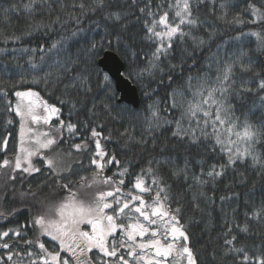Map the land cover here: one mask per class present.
<instances>
[{"label": "trees", "instance_id": "1", "mask_svg": "<svg viewBox=\"0 0 264 264\" xmlns=\"http://www.w3.org/2000/svg\"><path fill=\"white\" fill-rule=\"evenodd\" d=\"M89 2L34 0L29 12L24 5L30 0H0V142L5 137L8 141L6 148L0 143V162L5 158L11 160L18 150L19 120L13 110L16 91L34 90L43 103L60 110L48 128H57L61 120L65 125L68 122L77 124L75 132L69 133L65 127L62 134L57 135L58 151L68 154L71 150L72 154L68 155L64 165L65 168L71 165L70 172L64 171L57 176L38 158L34 164L39 172L0 169V212L3 213L0 215V231L12 229L22 234L19 242L11 233V238L6 237L0 242L14 244L15 250L22 254L33 251L42 255L38 247L28 248L23 244V240L38 235V230L31 227V220L36 215H43L52 203L62 202L72 195L74 189L95 175L97 169L91 164V159H100L94 157L95 139H99L107 153L105 160L114 155L120 162L119 165L106 164L102 176L114 177L116 181L123 179L125 183L121 188L124 193L130 190L136 193L138 190L132 185L137 176H142L145 183L153 188L152 192L142 194L151 203L155 185L152 184L153 175L147 170L153 169L155 176L162 180L169 196L166 205L173 212L180 208V224L189 236L188 246L197 264H241L242 254L225 255L226 233L227 238L236 236L235 246H245L250 255L264 252V216L254 219L250 215L264 207V167L253 165L251 158L245 157L243 161L228 166L223 176L208 177L206 174L213 165L219 170V166L227 164L228 160L213 135L214 106H204L211 113L209 118H204L202 112L195 117L186 115L189 103L195 99L196 86L203 79H207L209 84L215 82L216 61L223 65L243 50L249 54L252 70L242 71L239 64L235 66V87L229 102L234 116L239 118L238 124L245 117L253 124L264 123V107L258 99L264 93H248L243 98L236 95L242 80L249 82L246 87L256 89L260 78L264 77V52L258 48L257 37L250 35L251 32L264 35V20L255 24L230 25L218 18L226 13L227 19L232 20L239 13L244 19H251L250 11H245L249 0H205L204 3L191 0L193 15L199 18V25L185 27L184 31L190 34L183 40L175 37L172 49L152 65L150 59L157 41L145 38V20L151 17L139 12L149 0H137L135 5L131 0H107L108 7L89 11L84 16H80L78 7H73L74 4ZM150 2L154 12L158 11L159 5L161 10L169 11L170 18L174 17L176 9H169L168 4H174L175 0ZM252 2L264 8V0ZM222 4L228 7L222 9ZM11 5H15L16 10L6 14L3 10ZM109 11H119L125 14L126 19L114 24L105 19ZM73 16H79V22ZM57 17L59 21L53 23ZM73 32L77 33L76 36L72 35ZM241 33L246 35L239 40L234 39ZM193 37L197 38L195 43ZM201 38L205 40L203 45L198 44ZM91 41L101 44L94 58L82 54ZM109 41L111 47L108 46ZM53 43H57V48H51ZM107 50L120 58L124 76L137 89L139 103L136 108L118 102L114 82L109 77L104 81L106 74L98 67L97 61ZM71 60L79 63L73 65ZM84 60L87 64L83 63ZM65 67H74L75 71L66 72ZM84 69L87 71L83 72ZM82 72L90 78L83 86L80 84ZM87 87L92 91L85 92L83 88ZM205 119H208L207 124ZM93 127L101 133L97 138H91ZM221 129L217 126L218 131ZM202 130L207 136L202 134ZM174 132L179 135H173ZM85 140L87 149L78 152L71 148L73 143ZM141 140L147 143H138ZM255 149L256 154L264 159V140L257 143ZM125 167L127 173L119 175ZM173 172L179 174L173 175ZM194 177L205 183H199ZM246 223L249 232H241ZM26 224L28 226L24 227ZM40 241L50 251L59 249V244L47 236H41ZM6 251L0 249V257L5 261ZM90 255L95 260L101 254L93 251ZM63 257L74 263L73 258L62 252ZM13 259L19 258L14 256ZM32 259H38V255ZM24 260L27 264L28 258L24 257Z\"/></svg>", "mask_w": 264, "mask_h": 264}, {"label": "snow or ice", "instance_id": "2", "mask_svg": "<svg viewBox=\"0 0 264 264\" xmlns=\"http://www.w3.org/2000/svg\"><path fill=\"white\" fill-rule=\"evenodd\" d=\"M33 2L34 0H30V3L24 5V8L30 12ZM199 2L204 3L205 0H199ZM136 3L137 0H131L132 5ZM73 7H78L80 16H84L89 11L96 12L103 10L108 7V3L107 0H90L88 4H74ZM227 7V4L221 5L222 9ZM168 8L176 9L173 18H170L168 10H161V6L159 5L157 6L158 11L154 12L150 0L149 3H146L144 7L139 9L141 14L151 17L150 20H145V38L157 41L155 52H153L150 59V64L152 65L160 59L162 54H166L172 49V41L175 37L183 40L185 36L190 34L184 31L185 27L192 28L200 23L199 18L193 15L191 0H175L174 4H168ZM14 10H16V6L11 5L3 11L7 14ZM245 11H250L251 19L246 20L239 13L233 16L232 20L227 19L226 13H223L218 18L224 19L230 25L255 24L258 20H264V8L258 7L252 0H249ZM72 18L79 22V16H73ZM105 19L112 21L114 24H119L122 20L126 19V16L119 11H109ZM57 21H59V17L53 23ZM76 34V32L72 33L73 36H76ZM243 35L246 34L241 33L240 36L234 37V39L239 40ZM250 35L257 37L258 48L264 52V35L259 32H251ZM211 36L212 33L209 34V39H211ZM196 40L197 38L193 37L194 43ZM117 42H119V38H117ZM204 43V39H199V45H203ZM108 46L111 47V41H109ZM51 48H57V43H53ZM100 48L101 44L91 41L87 44L82 54L88 58H94ZM234 55L235 59L225 61L223 65H221L220 61H216L217 76L215 82L209 84L207 79H203V82L196 86V91L194 92L195 99L189 103L186 110V115H190V117H195L197 113L202 112L204 118H209L211 113L204 106H214L213 135L216 138V143L221 146V150L226 152L228 160L227 164L219 166V170H217V166L213 165L207 172L206 175L213 179L223 176L228 166L235 164L237 161H243L245 157H250L253 165L259 164L261 167H264V159H261L255 150L256 144L264 140V123L259 125L253 124L245 117L244 121L238 124L239 118L234 116L233 106L229 102V96L235 87V80L233 79L235 66L239 64L242 71L252 70V61L247 52L241 50ZM70 62L73 65L79 63L78 60H71ZM83 63L87 64V60H84ZM32 67L35 68L36 66L33 64ZM64 70L66 72L75 71V68L65 67ZM86 71L87 69L83 70V72ZM83 72L80 74L81 86H83L86 80L90 79L84 76ZM256 75L259 76L260 74L257 73ZM107 80L108 76L105 75L104 81ZM33 82L36 81L34 80ZM248 83V81L243 80L240 82V89L236 92L237 96L243 98L248 93H264V77L260 78L256 89L246 87ZM65 87L67 88L68 85ZM83 90L85 92L92 91L90 87L83 88ZM3 94L7 96V92ZM14 95L19 98L38 97L37 93L30 90L28 92L16 91ZM258 99L260 105L264 107V95H259ZM36 107L37 105L31 102L27 105L17 104L16 114L21 116L22 119L30 118L33 123H39L43 120L47 124L51 116L60 111L54 105L43 103L42 107L45 115H38L35 111ZM105 108H107V105H105ZM152 116L155 117L156 113L153 112ZM204 123L207 124L208 119H205ZM177 125L179 127V121H177ZM217 126L223 127L224 133L228 135L229 138L226 142L224 136L217 130ZM65 127L69 133L77 130V124L68 122L65 125V122L61 120L57 128L51 129L48 132L34 134L31 146L21 149L26 154L23 159L27 167L22 168L21 156L17 155L14 167L12 161L5 158L0 162V169L8 168L11 171H16L22 168V171L25 173L39 172L40 169L33 166L30 158L39 154L41 149H50L55 146L57 135L62 134ZM84 127L85 129L88 127L86 122ZM238 127L242 128V131H236ZM124 134L122 133L121 135ZM202 134L207 136V133L203 132V130ZM100 135L101 133L95 127L91 129V138H97ZM173 135H179V133L174 132ZM231 135H235L237 139L232 140L230 138ZM192 139L195 143L196 137L194 132L192 133ZM7 142V138L5 137L0 143L6 148ZM138 143L144 144L147 142L141 140ZM226 144L235 145V148L227 147ZM87 147L86 140L82 143H73L71 145V148L78 152L87 149ZM95 147L96 152L94 153V157H99L100 159H91V164L95 165L97 172L92 177L91 184L87 185V187L97 186L93 199L90 202H85L77 199L75 194H72L66 201L49 206L43 215L33 217L31 227L33 230H38V235L33 239L23 240V244L28 248L33 246L38 247L42 255L36 254L33 251H26L22 254L21 251L15 250L14 244L10 245L8 242H0V249L7 250L5 253L7 260L5 261L0 257V264H26L24 257L28 258L27 264H72V260L62 258L63 251L70 253L75 264H133V262L134 264H164V261L170 256L173 260H176L177 257L186 256L187 264H197L193 251L188 246L189 236L180 224L178 215L180 208L177 207L173 212L167 207L166 202L169 200L167 187L163 185L162 180L155 176L153 169L149 168L147 170L148 173L153 175L152 184L155 185V195L152 197L151 203H149L144 199L142 194L152 192L153 188L145 183L142 176H137L132 185L134 189L138 190L136 193H133L131 190L127 193L122 191L121 185L125 183L123 179L116 181L114 177L102 176L106 164L115 163L119 165L120 162L114 155L105 160L107 153L103 150L99 139H95ZM71 154L70 150L68 155L71 156ZM101 161L104 162L102 163ZM44 162L52 170L53 174L57 176L64 171H71V165L65 168L63 157L59 154L51 157L45 156ZM157 163L159 164L160 162L157 161ZM127 171L128 169L125 167L119 175L124 176ZM178 174L179 172H173V175ZM10 179L14 180L15 177H10ZM81 179L83 180V178ZM194 179L199 183H205L199 177H194ZM100 186H107V190ZM62 187L67 188L68 186L62 185ZM221 199L225 198L221 197ZM0 215H3V213L0 212ZM53 215L58 216L59 219H51L50 217ZM250 215L254 219L261 218L264 216V207L254 210ZM158 221L165 226L162 238L160 236ZM81 225L90 226L91 231L82 229ZM27 226L26 224L24 227ZM249 230L247 223L240 229L244 233H248ZM229 231L231 230L229 229ZM10 233L12 236L18 238L17 242H19V238H22L21 231L10 229L8 231H0V241H4L6 237L11 238ZM225 235V255L229 253L242 254L241 264H264V252L252 256L245 246L242 245L239 248L235 246L236 236L227 238V233ZM41 236L50 237L52 241L58 242L59 249L50 251L40 241ZM117 236H119V239H117ZM138 237L140 238L139 240L137 239ZM93 250H98L102 256H98L94 260L90 255ZM34 255H38V259H32ZM14 256L19 259L14 260Z\"/></svg>", "mask_w": 264, "mask_h": 264}, {"label": "rangeland", "instance_id": "3", "mask_svg": "<svg viewBox=\"0 0 264 264\" xmlns=\"http://www.w3.org/2000/svg\"><path fill=\"white\" fill-rule=\"evenodd\" d=\"M29 90H26V91H21V92H28ZM31 92H35L37 93L36 91L34 90H30ZM38 94V93H37ZM29 102L33 103V104H36L37 107L35 109L36 113L38 115H45L44 113V109L42 107V100L40 98V96L38 95V97H32V96H29V97H24V98H19V97H16L15 96V102H14V111L16 113V105L17 104H23V105H27ZM57 117V113L52 115L51 116V119L48 121L47 124H45L43 122V120H41L39 123H33L31 121L30 118H24L22 119L21 116L18 115V120H19V141H18V150H17V153L15 155V157H13L10 161H12V164H13V167H14V164H15V158L17 155L21 156V165H22V168L23 167H27V164L24 163V159L23 157L26 155L25 153H23L21 151V149L23 148H28L31 146L32 142H33V138H34V134H38L40 132H48L50 131L51 129H55V127L53 128H48L50 126V123L51 121ZM29 129H31V131H29ZM236 131H242V128L238 127L236 129ZM221 133V135L224 136V139H225V142L227 141V139L229 138L227 134L224 133V128L222 127V129L219 131ZM232 140H236L237 137L235 135H231L230 137ZM58 139V137H57ZM227 147H232L233 149L235 148V145H227ZM256 150V149H255ZM59 154L60 156L63 157V160H64V165H66V160L69 159V156L67 154V152H64V151H58V148H57V143L55 146H53L52 148L50 149H41L40 150V153L37 154V155H34L32 156L30 159H31V162L33 164L34 167L35 166V162L34 160L36 158L40 159L41 162L48 167V165L44 162V157L45 156H48V157H51V156H55ZM39 155V156H38ZM38 156V157H36ZM250 158V157H248ZM65 167V166H64ZM22 168L21 169H18L19 171H22ZM17 171V170H16ZM91 181H92V177H90L85 183H83L82 185H85V186H80L78 189H74L72 191L73 194H75L76 198L79 199V200H83L85 202H90L93 197H94V193L97 191V186L93 185L92 187H87L88 184H91ZM104 189H107V186H100ZM71 195V194H70ZM68 195V196H70ZM68 198V197H67ZM66 198V199H67ZM66 199H64L62 202L66 201ZM62 202H59V203H52L50 206L52 205H57V204H60ZM108 211V210H107ZM51 219H59L58 216H51L50 217ZM158 226H159V230H160V236L161 238L163 237V234H164V224H161L159 221H158ZM82 229L84 230H87V231H91V228L90 226H87V225H81ZM50 238V237H49ZM51 239V238H50ZM138 240L140 239L139 237L137 238ZM56 242V241H55ZM58 243V242H57ZM59 247V246H58ZM93 251H98V250H93ZM63 253H65V255H67L68 257H71L70 253H68L67 251H63ZM99 253V252H98ZM101 254V253H99ZM64 258V257H63ZM72 258V257H71ZM75 264V261L74 263ZM134 264V262H133ZM164 264H187V258L186 256L184 257H177L176 260H173V258L170 256L166 261H164Z\"/></svg>", "mask_w": 264, "mask_h": 264}, {"label": "water", "instance_id": "4", "mask_svg": "<svg viewBox=\"0 0 264 264\" xmlns=\"http://www.w3.org/2000/svg\"><path fill=\"white\" fill-rule=\"evenodd\" d=\"M98 67L114 82L115 90L119 98L118 102H124L136 108L139 103L137 89L124 76V65L120 58L112 51H104L97 61Z\"/></svg>", "mask_w": 264, "mask_h": 264}, {"label": "flooded vegetation", "instance_id": "5", "mask_svg": "<svg viewBox=\"0 0 264 264\" xmlns=\"http://www.w3.org/2000/svg\"><path fill=\"white\" fill-rule=\"evenodd\" d=\"M101 255H102V254H101ZM101 255H100V256H101ZM106 259H107V258H106Z\"/></svg>", "mask_w": 264, "mask_h": 264}]
</instances>
